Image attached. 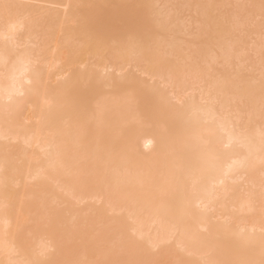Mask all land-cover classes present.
<instances>
[{
    "label": "bare ground",
    "instance_id": "obj_1",
    "mask_svg": "<svg viewBox=\"0 0 264 264\" xmlns=\"http://www.w3.org/2000/svg\"><path fill=\"white\" fill-rule=\"evenodd\" d=\"M79 4L93 7H72ZM157 4L161 13H172L171 22L194 18V6L206 4L226 6L208 10L217 18H238L229 34L234 45L231 58L213 69L211 79L238 72L256 116L242 126L240 142L227 148L223 135L211 126L205 133L209 149L219 156V170L205 174L195 198L206 208L196 207L195 199L161 207L168 200L165 181L175 169L176 157L148 97L130 104L118 90L93 87L88 98L93 135L106 141L110 131H118L121 136L115 143L124 142L129 150L126 155L117 150L104 157L98 175L107 181L85 179L74 168L77 160L90 155L91 147L87 142L74 143L78 130L69 119L72 105L77 94L90 87V77L91 85L96 84L98 66L113 62L110 54L88 55L80 48L84 37L79 18L88 14L92 20L107 22L131 13L134 5ZM259 4L260 0H0V30L11 20L27 17L25 31L14 41L0 38V56L7 58V65L0 64V264H203L206 260L264 264L260 231L264 176L259 164L264 137L259 119L264 15ZM22 52H38L40 63L30 74L31 84L22 85L21 98L6 72ZM64 73L67 76L58 80ZM5 90L23 103L9 105ZM47 146H51L48 152L41 151ZM175 151L185 167H196L195 151L181 153L178 146ZM241 158H246V166L239 175L223 178L225 166ZM92 166L90 159L87 167ZM224 217L230 234L243 228L248 240L218 237V218ZM133 229L143 239L134 238ZM44 236L55 238L57 244L42 258L37 249Z\"/></svg>",
    "mask_w": 264,
    "mask_h": 264
},
{
    "label": "snow or ice",
    "instance_id": "obj_2",
    "mask_svg": "<svg viewBox=\"0 0 264 264\" xmlns=\"http://www.w3.org/2000/svg\"><path fill=\"white\" fill-rule=\"evenodd\" d=\"M65 9L70 5H64ZM89 10L90 4L72 6ZM133 11L114 20L100 22L92 20L88 14L79 18L81 34L84 41L80 48L92 54H110L113 62L106 61L98 66L99 75L96 84L77 94L72 105L69 119L75 124L78 134L75 145L83 143L91 147L90 155L75 162V170L85 179L95 176L107 181L106 176H99L98 169L105 156L114 151L126 155L129 146L121 142L115 143L121 133L110 131L109 138L101 141L93 135L92 118L89 115L88 98L93 87L107 90H118L124 94L130 104H139L142 96L151 98L156 106L159 121L163 124L173 147L176 164L173 173L166 178L168 200L161 202L162 208H168L170 201L195 199L202 187L204 176L211 170L218 169V154L209 149V140L205 133L218 131L225 138L224 147L240 142V130L256 116L255 105L250 93L241 88L238 72L227 76L217 75L211 79L214 68L222 67L234 50L229 39L231 30L238 26V18L233 16L217 18L208 10L221 8V5H195V15L183 20L171 22L172 13H161L160 5H134ZM259 8L264 15V0H260ZM27 17H19L6 24L0 30V38L13 39L26 28ZM177 24L180 31L177 32ZM166 33V34H165ZM240 53H236L239 67ZM40 63L39 53L22 52L12 62L6 72V78L12 82L17 97H23L21 87L31 84L30 74L36 72ZM0 64L7 65V58L0 56ZM84 67V65H81ZM67 73L57 77L64 79ZM207 86L205 87V83ZM254 83V81H253ZM13 91L5 90V97L12 104L20 105L23 100H14ZM198 97V98H197ZM47 99L44 103H48ZM259 119L264 123V49L261 55ZM147 147V144L145 145ZM181 153L196 152L195 168L185 167L183 157L176 155L175 148ZM51 146L42 148L48 152ZM92 161L91 170L87 167ZM259 164L264 176V137H262ZM246 166V158L233 159L222 171L223 178L238 176ZM118 174V173H117ZM219 183L222 185L224 179ZM264 191V187H262ZM196 207H204L199 199H195ZM220 219L217 235L234 237L237 240H248L245 230L240 228L229 233L227 217ZM5 226L7 222L5 221ZM207 231V227L203 229ZM264 234V227L260 229ZM251 232V229L249 230ZM132 236H137L132 230ZM57 241L53 237L44 236L38 245L37 255L44 258L55 251ZM203 264H216L206 260Z\"/></svg>",
    "mask_w": 264,
    "mask_h": 264
}]
</instances>
